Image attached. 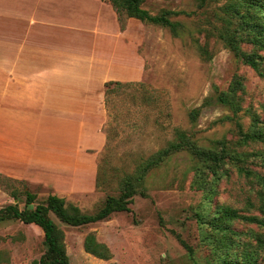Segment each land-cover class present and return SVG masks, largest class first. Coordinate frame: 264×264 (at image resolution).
Instances as JSON below:
<instances>
[{"label": "rangeland", "instance_id": "obj_1", "mask_svg": "<svg viewBox=\"0 0 264 264\" xmlns=\"http://www.w3.org/2000/svg\"><path fill=\"white\" fill-rule=\"evenodd\" d=\"M232 1L145 0L143 7L152 14L175 12L171 18L181 23L178 36L167 27L117 13L121 27H129L133 46V50L129 46L118 47L126 56L122 70L127 68L126 76H130V53L133 56L135 52L143 62L142 75L121 81L123 85L109 96L107 104L105 99L108 118L103 129L108 142L99 155L96 179L87 173L81 177L74 165L57 163L55 155L65 153L60 142L54 143L59 147L52 149L54 156L48 158V164L34 165L11 150L18 144L6 140L0 153V208L11 203L23 208L27 191L36 194L33 205H37L49 194L68 193L69 185L76 184L88 189L64 198L83 212L95 213L108 195L120 194V176L135 171L139 162L166 147L174 139L176 128L187 131L192 140L206 149H220L224 140L237 147L235 113L218 100L219 94L230 89L235 77L242 80V110L235 118L247 130L255 118L264 121V77L244 63L220 36ZM110 43L113 49L115 40ZM240 46L248 53L264 56V51L248 42H240ZM132 60L131 75L137 77L140 72L134 68V56ZM131 82H142L153 103L145 104L141 86L126 85ZM194 109L198 110L195 121L191 118ZM253 148L263 149V144L238 146L247 151ZM248 165L260 168L261 163L252 161ZM100 166L105 168L106 181L97 186ZM11 171L25 180L7 176ZM258 189L256 181L240 173L234 161H227L217 178L197 156L182 150L151 170L140 188L144 193L133 197L131 211L115 212L85 226L67 225L55 215L52 217L65 231L71 264H213L212 243L208 240L211 230L197 218V213L210 215L219 206L228 205L241 213L264 217V206L256 195ZM14 191L17 199L12 195ZM231 224L242 232L241 242L261 253L264 264V248L258 241L264 240V227L244 221ZM91 231L110 247L111 260L85 250L84 240ZM45 250L39 226L18 219L0 223V264H34Z\"/></svg>", "mask_w": 264, "mask_h": 264}, {"label": "crops", "instance_id": "obj_2", "mask_svg": "<svg viewBox=\"0 0 264 264\" xmlns=\"http://www.w3.org/2000/svg\"><path fill=\"white\" fill-rule=\"evenodd\" d=\"M130 40L111 0H0V153L12 140L26 163L46 165L60 142L65 153L55 155L57 163L96 179L108 142L105 84L142 75L135 52L140 74L131 75L132 53L130 76L122 70L126 56L118 47L133 50ZM85 189L73 184L61 195Z\"/></svg>", "mask_w": 264, "mask_h": 264}, {"label": "trees", "instance_id": "obj_3", "mask_svg": "<svg viewBox=\"0 0 264 264\" xmlns=\"http://www.w3.org/2000/svg\"><path fill=\"white\" fill-rule=\"evenodd\" d=\"M144 1L111 0V3L120 16L125 13L129 18L161 25L169 28L174 35H180L181 23L171 18L175 12L164 10L159 14H152L143 7ZM205 1L201 0L202 3ZM223 20L224 28L221 30L220 36L224 42L244 63L250 65L264 77V70L262 69L264 56L258 52L248 53L240 46V42L245 41L253 45L255 49L264 51V0H233L227 9V16ZM234 20H236L235 27L232 28ZM120 85H123V82L115 80L106 82V104L109 96L117 92ZM126 85L141 86L145 99L143 102L147 105L153 103L150 91L142 82H131ZM243 88L242 80L235 77L230 89L220 93L218 97L223 105L230 107L235 113L233 119L239 136L236 142L237 147L231 146L230 142L224 140L220 142V149H206L192 140L187 131L176 128L174 139L170 140L166 147L139 162L135 171L124 172L120 176V194L118 196L108 195L97 212H83L78 205L67 202L64 197L57 194H49L44 202L33 205L36 194L27 191V200L23 208L18 203H11L0 208V223L9 219H18L27 224H35L42 229L46 250L39 260H35L34 264H71L65 231L55 222L52 215L67 225L85 226L105 220L115 212L131 211L130 204L133 202V197L138 192L144 193L140 188L143 187L146 176L151 170L182 150H188L197 156L217 178H219V171L223 165L229 160L234 161L240 173H244L256 181L259 186L256 195L264 206V121L255 118L251 127L246 130L239 118H235L242 110L239 92ZM197 117L198 110H192V120L195 121ZM252 143L263 144V149L253 148L251 151L238 149L240 145ZM252 161L260 162V168L250 167L248 163ZM105 181V168L100 166L97 186ZM12 195L14 198H18L16 191ZM204 214L205 212H198L197 218L203 224L208 225L211 230L210 234L212 235L208 237V240L212 243L213 264H263L260 261L261 253L249 248L248 243L241 242L239 237L242 232L235 229L231 223L244 221L264 227V217L241 213L240 210L228 205L219 206L216 212L209 213L210 215ZM258 241L264 248V240L259 238ZM182 242L185 247L194 252L189 244L184 240ZM234 247L235 251L233 250ZM84 248L88 253L100 259L111 260L113 257L110 247L101 242L94 231L86 235Z\"/></svg>", "mask_w": 264, "mask_h": 264}]
</instances>
